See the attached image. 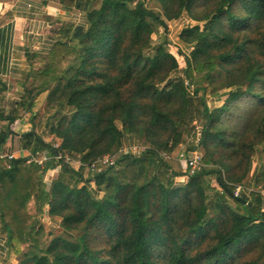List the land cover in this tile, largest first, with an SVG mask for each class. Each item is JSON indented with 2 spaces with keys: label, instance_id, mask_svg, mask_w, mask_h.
Here are the masks:
<instances>
[{
  "label": "trees",
  "instance_id": "16d2710c",
  "mask_svg": "<svg viewBox=\"0 0 264 264\" xmlns=\"http://www.w3.org/2000/svg\"><path fill=\"white\" fill-rule=\"evenodd\" d=\"M51 1L86 10L88 23L62 24L16 108L0 114V146L13 136L32 154L0 158V232L18 256L2 264H264V0H160L163 16L145 10L149 0ZM186 13L191 52L173 78L174 43L154 47L153 34ZM221 90L224 103L210 105ZM44 97L37 124L14 131ZM189 137L186 151L201 145L206 164L193 175L164 157ZM128 138L145 149L88 168ZM238 186L248 188L235 196ZM45 214L62 229L49 242Z\"/></svg>",
  "mask_w": 264,
  "mask_h": 264
},
{
  "label": "crops",
  "instance_id": "0c3cea01",
  "mask_svg": "<svg viewBox=\"0 0 264 264\" xmlns=\"http://www.w3.org/2000/svg\"><path fill=\"white\" fill-rule=\"evenodd\" d=\"M63 22L86 26L87 11L81 8L67 11L59 2L51 0H0V114L10 113L1 110L2 102L11 98L16 102L20 99L27 85L28 75L41 66L40 56L49 52ZM47 107L48 101L44 97L28 119L30 126L37 124ZM38 108L40 112L38 111L36 121ZM21 120H16V125L20 124ZM5 123L6 121L0 119V130ZM26 126L29 127V123L22 124L19 127L21 131L13 130L22 133L31 128L27 129ZM133 141L135 138H128L125 143ZM16 144H13V136H10L4 145L0 146V158H8L9 155H13V158H31L29 149L13 147ZM76 164L78 168L80 164ZM186 180L187 175L181 176L178 183H184ZM52 220L60 226V219ZM17 258L9 247L7 237L0 232V264L5 261L15 263Z\"/></svg>",
  "mask_w": 264,
  "mask_h": 264
},
{
  "label": "rangeland",
  "instance_id": "374dc122",
  "mask_svg": "<svg viewBox=\"0 0 264 264\" xmlns=\"http://www.w3.org/2000/svg\"><path fill=\"white\" fill-rule=\"evenodd\" d=\"M145 10H147L148 12H152L154 14H157V15H160V16H163L164 15V11L162 9V6H161V3H160V0H149L147 2V6L145 7ZM67 22H63L61 23L60 26H62V24H65ZM71 23V22H70ZM190 23H192L191 21V17L186 13L181 19H178L176 21H168V29L167 31L161 27L159 28V31L154 33L153 34V45L154 47L158 44V43H161L164 39L167 38V41L168 39L174 43V46L175 48H179L181 51L179 53L176 52V49L174 47H172V50L173 52L176 53L177 55V58L180 62V68H178V70L172 75L173 78H178V77H181L184 76L183 72H182V69L181 68H184L185 67V60H184V57L182 56V54L186 53V54H190L191 52V49L190 48H187L188 46L185 45L181 39H180V32L182 31V29L189 25ZM74 24V23H73ZM154 50V48H152L150 50V52H152ZM186 81V84H188V80H185ZM224 91H220L218 93V96H215V97H212V94H210L208 96V103L210 105H213V106H220L224 103V100L226 98V95L223 93ZM222 95V96H220ZM18 100V99H17ZM2 108L1 110L5 111V112H10L12 113L13 110L16 108V101L15 99H9L8 101H4L2 102ZM39 111V108L37 109V115L35 116V119L37 121L38 119V112ZM9 113V114H10ZM29 113H27L24 117V119L21 120V123L16 125L17 122L13 123V126L12 128L13 129H16V130H19L21 131V129H19V127L22 125V124H28L29 123V127H33L32 125L30 126V122H29ZM6 120H4L5 122ZM32 121V120H31ZM7 122V121H6ZM32 124V123H31ZM15 126V127H14ZM28 126H26V128L28 129L29 128ZM25 128V129H26ZM30 129V128H29ZM201 133V127L197 126V135L199 137V134ZM197 140V139H196ZM17 142V144H16ZM56 145L58 146L60 143L59 141L55 142ZM136 143V142H135ZM134 142H126L124 146H122V148L116 152L113 153V156H118L119 154H121L120 152H126V151H129L130 147H133V146H137L139 147V150L138 151H142L145 149V145L142 144V142H137L135 144ZM13 144H16V145H13V147H17L18 148L22 147L20 146L21 142L19 141V138H15L13 137ZM132 145V146H131ZM195 146L196 145V142L195 140H192L191 137H189L187 139V142L186 143H182L178 146V148L172 153V154H169V155H166L164 156L165 158H167V160L170 162V164L172 165L173 169L176 171V172H179V173H185L187 172V166L185 164V162L183 160H181L178 156V153L182 152V151H186V150H189L188 148H190L191 146ZM197 149H195L196 151H198V153H200L199 155L202 156V162H203V154H204V149L203 147L200 145L199 147H196ZM136 152V151H135ZM187 152V151H186ZM118 154V155H117ZM48 154L45 153V152H41L40 154L36 155L35 157L37 158V160H41L43 159L45 156L48 158L47 156ZM9 158V157H8ZM261 158V162L260 164L263 162V158L262 157H256V162L254 163V166L257 165L258 163V160H260ZM77 162L73 163V166L77 168ZM80 165H78L79 167ZM206 166V164L203 162V168ZM57 171L55 169H52V170H49L45 173L44 175V180L46 182V184L48 185V188L50 187L51 183L53 182V180L55 178H57L60 170L61 169L60 167L56 168ZM90 174L87 172L86 170V176H89ZM181 176L179 177H176L175 181L176 183H178V179L180 178ZM251 181V180H250ZM248 185V183H247ZM253 187H242V189L246 190L247 188L249 190H252V189H255V180L253 181L252 180V185ZM262 195H263V205H264V189L262 190ZM31 207V210L34 211V203H31L30 205ZM41 223H43L44 227H45V232L46 234L49 233V231H52V235L50 234H47V235H44V238H45V241L46 242H49V240L55 236V235H60L62 234V229L61 227L58 225V223H56L54 220H52V218H50L49 216H47V214L45 215H41L39 217Z\"/></svg>",
  "mask_w": 264,
  "mask_h": 264
},
{
  "label": "built area",
  "instance_id": "2783aa9c",
  "mask_svg": "<svg viewBox=\"0 0 264 264\" xmlns=\"http://www.w3.org/2000/svg\"><path fill=\"white\" fill-rule=\"evenodd\" d=\"M200 136H201V133L199 134L197 143H199ZM131 149H133V151H138L139 147L133 146ZM199 154L200 153H198V151H196V150L191 151V152L182 151V152L178 153L179 158L185 162V164L187 166V172L189 175H193V174L201 171L203 168L202 156H200ZM164 156H166V155L164 154ZM8 157L13 158V155H9ZM57 158L60 159L61 156H57ZM33 159L36 162H38L39 164H42L43 162L48 160L49 157L47 158L45 156L43 159L37 160V158L34 156ZM64 160L66 162H70V163L77 162V163L81 164V161L79 158L74 159V158H71L70 156H65ZM114 162H115V156H113V154H107V155H104V156L98 158L97 160L93 161L92 163H90L88 165V168L91 171H94V172L98 171L99 172V171L103 170L105 167L114 164ZM241 191H242V186H238L234 192V195L239 196Z\"/></svg>",
  "mask_w": 264,
  "mask_h": 264
}]
</instances>
